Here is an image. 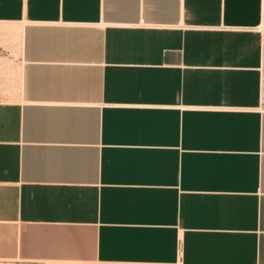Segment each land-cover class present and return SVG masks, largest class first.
<instances>
[{
    "label": "crops",
    "instance_id": "obj_1",
    "mask_svg": "<svg viewBox=\"0 0 264 264\" xmlns=\"http://www.w3.org/2000/svg\"><path fill=\"white\" fill-rule=\"evenodd\" d=\"M260 19L0 0V259L264 264Z\"/></svg>",
    "mask_w": 264,
    "mask_h": 264
},
{
    "label": "rangeland",
    "instance_id": "obj_2",
    "mask_svg": "<svg viewBox=\"0 0 264 264\" xmlns=\"http://www.w3.org/2000/svg\"><path fill=\"white\" fill-rule=\"evenodd\" d=\"M263 31L261 34V56H262V73L264 75V0H261V19L260 23ZM5 79L7 77H0V96H4L5 89ZM262 81V103L264 104V77H261ZM0 264H137V263H116V262H98V261H89V262H75V261H61V262H47V261H21V260H1ZM176 264V263H175Z\"/></svg>",
    "mask_w": 264,
    "mask_h": 264
},
{
    "label": "bare ground",
    "instance_id": "obj_3",
    "mask_svg": "<svg viewBox=\"0 0 264 264\" xmlns=\"http://www.w3.org/2000/svg\"><path fill=\"white\" fill-rule=\"evenodd\" d=\"M261 31H263L262 26H260Z\"/></svg>",
    "mask_w": 264,
    "mask_h": 264
},
{
    "label": "built area",
    "instance_id": "obj_4",
    "mask_svg": "<svg viewBox=\"0 0 264 264\" xmlns=\"http://www.w3.org/2000/svg\"><path fill=\"white\" fill-rule=\"evenodd\" d=\"M257 31H259L258 27H257ZM260 32V31H259Z\"/></svg>",
    "mask_w": 264,
    "mask_h": 264
}]
</instances>
